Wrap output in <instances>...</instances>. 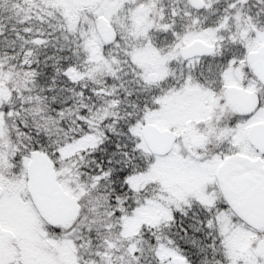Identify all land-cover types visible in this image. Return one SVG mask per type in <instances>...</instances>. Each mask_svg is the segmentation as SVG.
<instances>
[{
    "label": "snow or ice",
    "instance_id": "snow-or-ice-1",
    "mask_svg": "<svg viewBox=\"0 0 264 264\" xmlns=\"http://www.w3.org/2000/svg\"><path fill=\"white\" fill-rule=\"evenodd\" d=\"M0 264H264V0H0Z\"/></svg>",
    "mask_w": 264,
    "mask_h": 264
}]
</instances>
